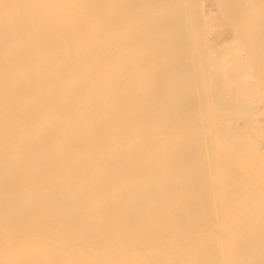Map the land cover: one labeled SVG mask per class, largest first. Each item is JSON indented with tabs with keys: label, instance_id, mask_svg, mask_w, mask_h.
Masks as SVG:
<instances>
[{
	"label": "bare ground",
	"instance_id": "1",
	"mask_svg": "<svg viewBox=\"0 0 264 264\" xmlns=\"http://www.w3.org/2000/svg\"><path fill=\"white\" fill-rule=\"evenodd\" d=\"M0 264H264V0H0Z\"/></svg>",
	"mask_w": 264,
	"mask_h": 264
}]
</instances>
